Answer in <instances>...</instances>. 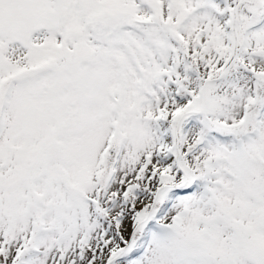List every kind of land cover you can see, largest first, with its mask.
Returning a JSON list of instances; mask_svg holds the SVG:
<instances>
[{
  "label": "snow or ice",
  "instance_id": "obj_1",
  "mask_svg": "<svg viewBox=\"0 0 264 264\" xmlns=\"http://www.w3.org/2000/svg\"><path fill=\"white\" fill-rule=\"evenodd\" d=\"M0 264H264V0H0Z\"/></svg>",
  "mask_w": 264,
  "mask_h": 264
}]
</instances>
